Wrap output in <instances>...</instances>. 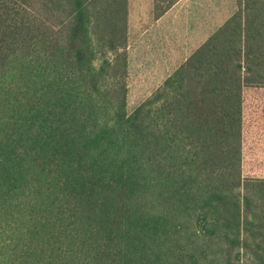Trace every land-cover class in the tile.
<instances>
[{"label": "trees", "instance_id": "trees-1", "mask_svg": "<svg viewBox=\"0 0 264 264\" xmlns=\"http://www.w3.org/2000/svg\"><path fill=\"white\" fill-rule=\"evenodd\" d=\"M127 30L128 0H0V264H264V0L130 111Z\"/></svg>", "mask_w": 264, "mask_h": 264}, {"label": "rangeland", "instance_id": "rangeland-1", "mask_svg": "<svg viewBox=\"0 0 264 264\" xmlns=\"http://www.w3.org/2000/svg\"><path fill=\"white\" fill-rule=\"evenodd\" d=\"M130 3L133 52L127 95L129 111L162 82L167 68L173 69L235 10L236 0H178L162 23L144 36H138V31L151 24L148 16H141L149 12V0ZM244 120H264V88L245 90ZM251 133L256 137L254 130ZM260 135L263 137L264 133ZM243 165L244 176L264 177L262 142L249 143Z\"/></svg>", "mask_w": 264, "mask_h": 264}, {"label": "crops", "instance_id": "crops-1", "mask_svg": "<svg viewBox=\"0 0 264 264\" xmlns=\"http://www.w3.org/2000/svg\"><path fill=\"white\" fill-rule=\"evenodd\" d=\"M175 5V4H174ZM173 5V6H174ZM171 6L165 13H163L161 16H159L158 18H154L153 17V11H152V7H153V0H149V12L147 14L145 13H141V16L143 18H147V16L149 17V21H151V24H149V26L147 27H143L141 29H139V34L138 36H144L147 32L150 31L151 28L153 27H156L158 25H160L163 21V19L165 18V16L168 14V12L170 11V9L173 7ZM228 17V16H227ZM226 17V18H227ZM225 20V19H224ZM223 23V22H222ZM221 23V24H222ZM155 25V26H154ZM219 26V25H218ZM217 26V27H218ZM216 27V28H217ZM132 29H131V3H130V0H128V30H127V46H126V50H127V53H128V71H129V74H128V79H127V84H128V89L130 87L129 85V77H130V65H131V60H132V52H133V49H132ZM205 40V39H204ZM203 40V41H204ZM202 41V42H203ZM201 42V43H202ZM200 44V43H199ZM198 44V45H199ZM197 45V46H198ZM195 46L191 51L190 53L197 47ZM186 55L180 62H178V64L173 67V69H168L167 68V73L165 75V77L163 78V80L178 66L180 65L189 55ZM162 62V61H161ZM164 63V62H163ZM162 64V63H161ZM164 66H165V63H164ZM160 67V66H159ZM162 80V81H163ZM162 82L159 81V83H157V85H154L153 89L148 93L150 94L156 87H158ZM145 98V97H144ZM143 98V99H144ZM142 99V100H143ZM255 131L256 132V137H252L251 136V132L252 131ZM260 132L261 133H264V120H244V155H246V149L248 148V145L250 142L252 141H260L262 142V147L264 148V135L263 137L260 135ZM250 137V138H249Z\"/></svg>", "mask_w": 264, "mask_h": 264}]
</instances>
